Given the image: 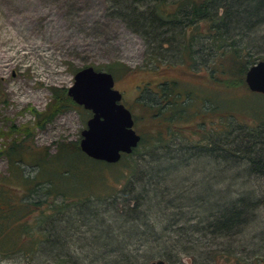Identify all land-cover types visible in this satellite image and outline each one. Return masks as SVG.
I'll return each instance as SVG.
<instances>
[{"label": "trees", "instance_id": "16d2710c", "mask_svg": "<svg viewBox=\"0 0 264 264\" xmlns=\"http://www.w3.org/2000/svg\"><path fill=\"white\" fill-rule=\"evenodd\" d=\"M242 1L250 9L241 10L246 17L239 18V10L232 5ZM263 6L264 0H156L147 10L149 16L141 17L143 22L133 19L135 25L144 27L143 35L150 34L152 42H157L155 49L165 44L179 53L178 61L164 63L165 69L180 66L190 75L203 71L219 87H245L246 69L264 59V52L251 51L254 45L262 44L261 40L249 35V31L262 28ZM134 9L127 10V15H142ZM181 22L184 25L177 31L163 40L159 38L160 26ZM153 54L151 61L155 59ZM154 65L153 71L160 68ZM105 68L114 73L116 68L131 71L120 63ZM183 84L175 79L164 80L157 85L155 106L139 102V114L131 113L139 140L115 163L87 157L79 150V137L57 142L55 151L49 154L47 148L40 150L23 143L28 136L26 125L0 130V137L7 140L0 155L6 159L10 174L0 179V256L19 252L31 258L29 255L52 247L57 250L42 264H81L79 255L61 251L62 245L66 246L60 225L79 222L80 216L90 215L94 219L88 229L97 230L92 236L97 243H114L108 249L98 248L97 254L89 258L92 264L96 257L101 264H153L157 259L162 264H185V255L192 264L215 263V256L231 264H251L254 259L256 264H264V257L255 254V247L227 245L212 249L197 244L198 236L223 237L226 241L233 239L237 230L244 233L255 209L264 201V190L255 195L253 189L227 188L224 191L232 196H224V191L202 189L198 182L186 184V178L177 179L180 169L190 167L187 160L203 156L218 169L233 170L230 179L240 175L264 178V119L253 117L250 122V117L239 112L233 102L217 94V87L212 92H199ZM50 91L45 108L40 112L32 110L36 127H42L65 107L81 110L66 95L65 88L51 87ZM258 114L255 113L257 117ZM145 118L158 123L196 118L194 122L200 128L194 140L191 137L195 130L185 134L180 128L174 131L158 127L142 134L136 125ZM216 121L219 125L213 126ZM164 132H168L167 140ZM100 166L114 169V177L123 179L119 188L103 180L101 174L97 176L99 172L95 170ZM26 167L35 172L25 174ZM10 180L17 181L16 190L7 189ZM97 182L100 185L94 188ZM42 186L45 189L40 191ZM53 192L57 195L52 196Z\"/></svg>", "mask_w": 264, "mask_h": 264}, {"label": "rangeland", "instance_id": "374dc122", "mask_svg": "<svg viewBox=\"0 0 264 264\" xmlns=\"http://www.w3.org/2000/svg\"><path fill=\"white\" fill-rule=\"evenodd\" d=\"M114 1L115 3L112 0H0V130L7 131L12 125H26L29 127L28 136L24 138L23 143L32 144L40 150L47 148V152L52 154L57 142H69L79 137V131L84 127V120L90 112L82 107L81 110L73 106L65 107L39 128L34 125L36 117L32 110L42 111L51 95L50 88L66 89L72 83V75L78 68L90 65L96 70H105V66L112 63H120L131 70L125 72L116 68L115 73L109 72L114 79L113 87L121 93V102L133 115L139 114V102L155 106L159 97L156 94L157 85L164 80L175 79L181 84L196 88L199 92H212L213 87H217L220 91L216 93L233 102L239 112L250 117V122L253 117L264 119V96L250 92L246 85L222 88L210 82L202 70L198 75H190L180 66L171 70L163 67L168 61H178L179 53L174 48L165 47V44L155 49L157 42H152L148 37L150 34L143 35L144 27L138 25L143 22L142 16H149L148 11L156 0H117V3ZM166 1L170 3L172 0ZM232 6L239 10V18L246 17V13L241 10L250 9L244 1ZM134 7V10H139L142 15H127ZM261 11L263 16L264 6ZM133 18L139 19L137 25ZM183 25L184 22L160 26L158 29L162 34H159V38L163 40ZM200 27L203 28L204 24H200ZM261 27L260 30L249 31L251 37L262 42L251 47L252 52H264V23ZM151 54L155 55L153 61L149 59ZM155 63L160 68L153 71L152 66H155ZM145 86L148 90H143ZM256 112L260 116L257 117ZM216 117L213 116L214 119ZM189 120L175 118L169 123H158L156 120L145 118L136 125V129L142 134H149L152 129L158 127L174 131L180 128L185 134L195 130L191 137L194 140L200 127L196 126L199 123L194 122L196 118ZM218 125V121L213 124ZM163 136L167 140L168 132H164ZM6 141L0 137V151ZM211 161L205 156L187 160L190 167L185 171L180 169L177 179L186 178V184L198 182L202 185L200 188L210 187L218 192L227 188L253 189L256 195L264 190V178L240 175L236 179H230L233 170L218 169ZM161 163L165 164V161L162 160ZM112 170L114 169L100 166L95 171L99 172L98 177L101 174L103 180L114 188H119L123 179L115 178ZM34 172L32 167L24 169L25 174L31 175ZM8 176L10 174L6 159L0 155V179ZM213 178H217V181ZM152 180L157 178L153 177ZM8 184V190H16L18 186L15 180H10ZM99 185L97 182L94 188ZM44 189L42 186L40 191ZM222 194L232 196L230 192L224 191ZM53 195L57 194L53 192ZM94 211H90L91 214H94ZM255 213L249 223L250 227H245L244 233L237 230L235 235H232L233 239L223 241V237L221 239L215 236H198L197 244H204L205 248L212 249L227 245L240 249L255 247L258 249L255 254L264 257V201H261ZM93 219L90 215H82L79 222L60 225L66 246L62 245L61 251L67 253L69 250L72 254L79 255L81 264H92L89 258L97 254L98 248L108 249L114 244L108 242L102 246L97 243L95 237H92L97 230L88 229ZM55 250L57 249L46 247L39 254L29 255L31 258L14 252L7 257L0 256V264H42ZM254 260H250L251 264H256ZM100 261L102 260L96 257L93 264H101ZM184 261L185 264H192L189 255H185ZM212 264H231V261H224L215 256V263Z\"/></svg>", "mask_w": 264, "mask_h": 264}, {"label": "water", "instance_id": "95a60500", "mask_svg": "<svg viewBox=\"0 0 264 264\" xmlns=\"http://www.w3.org/2000/svg\"><path fill=\"white\" fill-rule=\"evenodd\" d=\"M247 89L264 95V60H257L245 71ZM110 72L87 65L75 70L66 95L90 112L79 131L78 147L87 157L115 163L129 153L139 140L133 129L131 112L121 102V93L113 87ZM161 259L153 261L160 264Z\"/></svg>", "mask_w": 264, "mask_h": 264}, {"label": "bare ground", "instance_id": "6f19581e", "mask_svg": "<svg viewBox=\"0 0 264 264\" xmlns=\"http://www.w3.org/2000/svg\"><path fill=\"white\" fill-rule=\"evenodd\" d=\"M2 57H4V56H2ZM6 57H7V55H6ZM6 57H5V58H6ZM0 58H1V57H0ZM0 60H1V59H0Z\"/></svg>", "mask_w": 264, "mask_h": 264}]
</instances>
